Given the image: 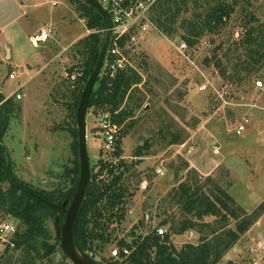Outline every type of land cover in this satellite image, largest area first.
<instances>
[{"label":"rangeland","instance_id":"rangeland-1","mask_svg":"<svg viewBox=\"0 0 264 264\" xmlns=\"http://www.w3.org/2000/svg\"><path fill=\"white\" fill-rule=\"evenodd\" d=\"M197 1L205 12L206 4L216 0ZM189 6L190 13L179 17L178 27L194 13L195 2ZM252 17L254 20H250ZM249 20L251 26L247 25ZM86 24L69 0H0V95L5 97L4 102L12 98L8 108L14 111L4 144L21 181L63 195L74 191V196L77 188L66 173L76 160L71 131L77 125L72 105L89 57L86 38L99 33L104 43L106 36L103 30L89 31ZM259 25H264V0H236L235 12L226 26L199 40L192 49L191 62L175 47L184 35L181 29L173 37L148 34L140 41L129 68L140 82L129 91L120 109L133 108L134 116L115 127L122 141L121 159L128 167L116 172L125 173L121 183L124 199L118 208L124 218L121 223L115 218L105 225V238L110 240L105 245L96 243L97 251L88 255L93 262L115 263L111 256L120 243H131L134 237L148 236L154 229L166 230L177 250L189 243L199 244L213 229L219 233L224 227L236 231L235 220L226 222L223 217L209 216L183 235L171 232L183 215L179 207L171 206V193L181 184L195 186L196 176L202 187L212 178V184L205 188L209 196L216 188L221 189L249 214L264 202V88L257 87L259 81L264 84V59L249 66L250 53L257 51V44L240 46L248 28ZM44 30L53 33L49 41L34 46L32 39ZM216 48L226 73H219L214 66ZM237 72L245 77L244 82L237 81ZM204 83L208 89L201 91ZM15 94H21L22 100ZM246 118V131L237 136L235 129ZM87 128L95 173L99 172L100 161L118 166V160L103 148L104 137L90 108ZM174 138L177 140L171 144ZM216 145L220 147L218 155L213 152ZM139 148L143 156L136 158ZM160 168L163 176L156 174ZM101 179L109 182L112 177L104 173ZM73 196L65 201V216ZM57 216L62 226L65 216ZM56 218L47 226L57 239ZM172 219V224L160 225ZM57 241L58 250L49 259L38 260L33 252L19 251L0 264H72L64 259ZM254 263L264 264V214L240 235L235 248L219 264Z\"/></svg>","mask_w":264,"mask_h":264},{"label":"trees","instance_id":"trees-1","mask_svg":"<svg viewBox=\"0 0 264 264\" xmlns=\"http://www.w3.org/2000/svg\"><path fill=\"white\" fill-rule=\"evenodd\" d=\"M69 2L81 12V17L86 20L89 31L107 29L103 18L84 0H69ZM190 2H195V11L191 18L185 17L178 27L179 17L190 13ZM235 4L236 0L235 2L216 0L208 2L206 11L202 12L197 0H160L152 12V20L166 37L175 36L178 29L183 30L184 35L181 36V40H184L192 50L196 48L199 40L206 33L214 34L222 31L235 12ZM250 20H254V17ZM250 20L247 21L248 26L252 24ZM98 34L94 33L86 38L85 46L88 48L89 57L85 73L81 78L80 90L72 105L76 125L77 109L83 89L94 71L103 46V41ZM245 38L240 45L241 47L245 48L257 44V51H251L248 59L249 66L257 65L264 59V54H261L264 49V25L248 28ZM218 51V48L213 50V60L216 62L214 66L219 73L224 72V70L226 73V67L218 57ZM137 53L136 49L127 51L131 61ZM215 72L218 73L216 69ZM237 81L240 83L245 81V77L238 72ZM139 82L138 75L132 69L120 71L115 78H111L105 71L98 80V88L94 90L90 102V109L93 110V114L98 116L102 113H109L112 115L114 127L123 125L130 117L134 116V109L125 107L120 110L121 105L132 87L138 85ZM11 99L4 102L5 97L0 95V211L11 215L20 224L21 231L18 235L17 248L13 252H33L38 260H45L53 256L59 246V242L51 235L47 225L50 221H55L57 215L65 216L64 203L71 200L74 191L68 195H63L60 191L36 189L15 175L9 150L4 144L11 126V113H14L13 109L8 108L12 103ZM136 108L139 109L140 106H136ZM71 133L74 137L72 149L76 160L73 168L67 170L66 177L71 178L72 184L76 187L80 173L78 129H73ZM176 140L177 138H174L171 144H174ZM142 152L143 149L139 148L135 157L141 158ZM122 154V141L118 139L112 157L118 160L119 165L100 161L99 172L95 173V168H92L91 182L74 228V237L81 252L89 256L97 251L96 243L102 242L103 245L109 243L110 237L105 238V225L108 224L109 226L115 218L121 223L124 218L122 213L119 215L118 208L124 199V189L121 183L125 173L121 172L118 175L116 173L123 168L125 171L128 170L127 164L121 159ZM104 173H108L112 177L109 182L102 181L101 177ZM193 173L195 176L197 175L195 171ZM206 181L203 187L199 186V177L196 176L195 186L181 184L174 190L175 193H171V206L179 207L183 213L182 221L178 223L179 226L176 230L173 227L171 232L183 235L196 226V222H204L203 219L209 216L223 217L226 222L235 220L237 222L236 231L224 227V230L219 233L213 229L211 235L202 238L199 244L189 243L181 250H177L172 243L170 234L159 236L157 229H154L148 236L134 237L131 243H120L121 256L118 260L115 259V263L111 264H219L226 253L235 248L240 235H244L264 214V202L253 213L249 214L238 206L227 192L221 189L216 188L212 192L213 195L209 196L205 188L212 184V178H208ZM5 185H8L7 188ZM173 222H175L174 219L165 221L160 225L165 226ZM204 224L205 227H211V225ZM124 248L131 251L127 258L123 253ZM11 253L7 252L0 263L3 259L10 257ZM64 259L68 260L66 256Z\"/></svg>","mask_w":264,"mask_h":264},{"label":"built area","instance_id":"built-area-1","mask_svg":"<svg viewBox=\"0 0 264 264\" xmlns=\"http://www.w3.org/2000/svg\"><path fill=\"white\" fill-rule=\"evenodd\" d=\"M96 1L108 12L113 23L112 38L104 69L111 78H115L120 71L127 70L132 66L131 58L127 54V51L129 49H136V47L140 45V41L145 40L148 34L160 35L166 38L152 20V12L160 0ZM106 30L107 29L101 32L106 33ZM52 34L51 30H44L40 35L32 39L34 46L38 47L39 43L48 42ZM159 37H156L155 42L158 41ZM175 47L181 56L191 62L192 50L184 40L178 41ZM11 78L15 79V74H12ZM257 87L264 88V84L259 81L257 82ZM207 89L208 84L204 83L201 87V91H206ZM16 97L18 100H22L21 94H17ZM96 117L100 130L99 134L104 137L103 148L105 151L112 154L118 140L117 132L113 126L112 115L109 113H102ZM248 123L249 120L246 118L236 127L235 133L237 136L243 135ZM219 148L218 145L213 148L215 155L219 154ZM156 172L160 176L164 175V170L162 168L157 169ZM20 231V224L11 215L4 214L0 211V261L7 252H13L17 248V240ZM157 234L159 236H164L167 234V231L163 228H159L157 229ZM123 253L125 258H127L131 254V251L124 248ZM120 256V249H115L112 252L111 258L118 260Z\"/></svg>","mask_w":264,"mask_h":264},{"label":"water","instance_id":"water-1","mask_svg":"<svg viewBox=\"0 0 264 264\" xmlns=\"http://www.w3.org/2000/svg\"><path fill=\"white\" fill-rule=\"evenodd\" d=\"M84 1L93 7L95 11L103 18L107 30L96 66L83 89L77 109L76 123L78 129V156L80 170L79 182L69 208L65 210L66 216L64 224L61 226L60 217L57 216L56 218V237L60 241L62 252L72 264H96L88 257L87 254L81 252L80 247L74 237V228L76 219L86 198L92 178L91 158L88 152L87 141V115L90 108L92 95L104 69L113 29V23L110 15L96 0ZM64 206H66V203Z\"/></svg>","mask_w":264,"mask_h":264},{"label":"crops","instance_id":"crops-1","mask_svg":"<svg viewBox=\"0 0 264 264\" xmlns=\"http://www.w3.org/2000/svg\"><path fill=\"white\" fill-rule=\"evenodd\" d=\"M215 162H217L216 160H214ZM191 236L193 237L194 235L191 233ZM237 250V249H236Z\"/></svg>","mask_w":264,"mask_h":264}]
</instances>
